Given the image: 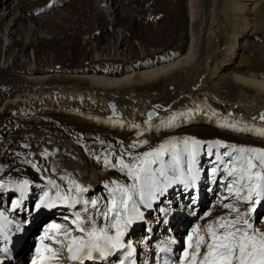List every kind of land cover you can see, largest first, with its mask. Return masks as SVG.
Listing matches in <instances>:
<instances>
[{
    "label": "bare ground",
    "instance_id": "obj_1",
    "mask_svg": "<svg viewBox=\"0 0 264 264\" xmlns=\"http://www.w3.org/2000/svg\"><path fill=\"white\" fill-rule=\"evenodd\" d=\"M15 2V7L21 6L19 0ZM44 4L47 7L54 4L73 7L76 20L73 22L68 17L67 22L70 25L69 28H63L65 34H70L71 25L83 27L89 20H93L99 30L112 28L120 20L116 15H113V10L109 11L106 8L97 10L93 0H45ZM110 5L112 8L116 6L115 3ZM207 5L206 0H199V3L197 0H187L185 7L188 14L186 17L182 10L173 13L177 26L173 52L184 48L181 54L169 61L121 75L41 73L40 71L43 70H39L35 56L31 51V63L25 70L27 73L21 76L25 86L22 97L25 99L39 97L37 102L42 101V104L36 105L39 110L57 111L72 116L78 121L94 124L107 130L120 131L130 136H151L165 128L197 122L205 126L198 127L197 131L204 135L216 136L213 139L214 142L221 141L219 139L223 137L232 140V142L238 141L240 143L237 145L238 147H247L245 143H254L264 147L256 140L250 139L252 137L264 141V136L257 131V129H264V120L260 119L261 114L264 113V0H210L209 22L205 21ZM3 15L0 12V26H2ZM187 18L188 27L186 26ZM20 20L19 18L18 21ZM16 23L17 21L12 26H10L11 23L4 25L7 35L14 38L12 41L11 38L10 41H7L8 50L12 49L19 40L15 37L17 29L13 28ZM116 34L123 40L122 34ZM257 34L263 44L256 46L258 48L254 51H245V48L251 47L247 38L257 36ZM104 37L102 36L101 39ZM41 38L40 41L36 40L37 46L47 47L51 44L47 37ZM20 41L22 47L29 43L27 36ZM200 43H203V47H200ZM110 60L113 61L114 58L107 61V57L102 58L97 54L93 64L94 66H98L99 63L109 64ZM115 60L116 62L129 63L128 59L122 57ZM50 81L66 83L50 84ZM220 84L225 86L226 91L220 89L221 86H218ZM209 88H213L214 91H210ZM225 96L233 99L228 101L227 98H224ZM111 101L115 103L117 111H120L121 115L110 116L108 104ZM221 103H227V106H222ZM149 108H154L157 112V115L152 119H148L146 116V111ZM139 113H141L140 118L138 117ZM218 130L226 133H221ZM231 134H240V136L245 134L250 137L242 139ZM17 142L22 146H31L30 151L32 154L34 153V160L31 162L40 168L39 172L45 176L46 182L47 178H51L66 190L68 182L60 180V176L71 174V178L88 188V191L83 193L85 199L99 200L101 197L98 198L96 195L103 196L104 198L100 199L101 211L104 210V205L110 204L109 189L115 187L113 181H118L113 177L115 172L120 171L118 167H109L104 173L99 172L96 166L88 168L84 158L76 153L74 145L68 139L60 136L51 137L27 131L23 138ZM215 148L221 147L215 146ZM45 150L54 154L47 157L42 156L41 153ZM207 154L208 152H199L196 162L203 157L206 158ZM20 157L23 158V154ZM182 166L183 168L187 166L186 157L182 159ZM166 170L170 171H167V176H169L172 171L177 169L173 170L172 166H168ZM102 181L106 183L108 189H101L97 194V189L101 187ZM118 182L129 184L123 180ZM50 188L52 190L50 197H54L56 189L51 186ZM167 188L157 192L156 199L151 202L154 208L150 214L148 209L139 205L140 212H147L146 215L149 214V217L135 220L131 226H128L123 237L124 242L131 243V240L140 242L141 239H137L136 235L139 234L143 226L147 230L140 238L149 236V234L150 237H156V232L159 229L165 232L167 226L173 228L174 223H163L157 211V207L161 205L165 214L169 217L174 216L167 204L177 208L174 200L176 196L173 193L179 192L170 191ZM37 190L40 189H34V192ZM14 191L21 195L19 189L14 188ZM226 196L227 193L224 197ZM32 197L33 193L31 194V192L30 195L24 196L21 203L15 206L17 210L13 211L14 207H12L9 211V217L22 219L31 211L37 212V208L33 205L28 206L31 204L30 201L32 202ZM134 199L139 203L138 196H134ZM227 200L229 203L232 202L231 199ZM263 203L262 201L257 206L261 207ZM82 209L83 205L80 204L75 207L56 204L54 207L41 208L39 211L43 213L42 220L53 219L54 224L60 225L62 216H68L72 220L74 213L82 211ZM241 210L243 211V209ZM208 212L211 215L201 218L198 221L199 225L203 226L216 216L225 215L227 210L222 207L221 203L216 202L210 206ZM154 213L160 221L152 217ZM11 219L2 220V223H5L2 224L4 229L10 225L8 220L11 221ZM145 222L148 224L145 225ZM105 223L107 221L103 217L97 218L98 226H103ZM50 226H48L50 232L57 230ZM73 227L74 229L70 228L72 234L79 235L75 225ZM258 227L264 230V223ZM112 231L114 233L115 230ZM150 241L152 240L150 239ZM133 245L137 248V256L141 254L148 256L147 253H142L136 244L133 243ZM149 245L151 244L148 243ZM149 249L151 250L150 246ZM41 255L35 258L37 264L40 263ZM115 256L116 252L106 260L85 261V264H108L109 260Z\"/></svg>",
    "mask_w": 264,
    "mask_h": 264
},
{
    "label": "rangeland",
    "instance_id": "obj_2",
    "mask_svg": "<svg viewBox=\"0 0 264 264\" xmlns=\"http://www.w3.org/2000/svg\"><path fill=\"white\" fill-rule=\"evenodd\" d=\"M15 1L0 0V12L4 14L2 26H0V167H3L4 170L0 172V180L6 183L10 181L19 182L25 179L30 181L24 194L26 196L30 195V192L33 193L32 202L30 201L31 204L28 206L33 205L36 208L40 196L45 191L51 196L52 190L47 185L45 176L41 175L40 172L37 173L36 168L32 167L34 163L25 162L34 160V153L32 154L30 151L31 146H22L17 141L22 139L27 131L68 139L74 145L76 153L87 162V167L96 166L97 170L102 173L109 169L104 164L105 156L111 160L112 164L117 163L118 157H122L126 163H132L133 157L148 152L172 138H177L178 144L184 137H194L203 141L199 152H208V154L206 158L201 159L199 164H205V169L210 164H219L215 153L218 152V154L223 155L225 152L231 151L223 146H220L219 149L215 146L209 149V142H214L213 139L216 136L199 133L197 128L205 127L201 123L181 124L162 129L151 136L135 137L120 131L107 130L94 124L81 122L72 116L57 111L39 110V107L36 106L42 104V101L37 102L39 97L30 99L22 97L25 86L21 76L27 73L25 70L31 63V51L35 56L39 70H43L40 71L41 73H98L110 76L163 63L178 56L184 48L173 52L177 27L174 14L177 10H182L186 17L188 14L185 7L187 0H93L97 10L100 11L102 8L109 11L113 10V15L120 19L119 23H116L112 28L99 30L93 20H89L83 27L71 25L70 34H65L63 28H69L68 17L73 22L76 20L72 6L54 4L47 7L44 4L45 0H19L21 6L15 7ZM206 2L209 7L207 5L205 21L209 22L210 0H206ZM111 3H115L116 6L112 8ZM19 18L20 21H18ZM16 21L17 23L13 28L17 29L15 37L19 40L12 49L8 50L7 41H10L12 36L7 35L4 25L11 23L10 26H12ZM186 26L188 27V18ZM116 33L122 34L123 40H121V36L118 38ZM25 36L28 37L29 43L22 47L20 40L24 39ZM102 36L108 37L101 39ZM41 37H47L51 44L47 47L37 46L36 40L40 41ZM13 39L11 38V41ZM247 39L251 47L245 48V51H254L258 48L256 46L263 44L259 34ZM200 47H203V43H200ZM97 54L102 58L107 57V61L122 57L128 59L129 63L110 60L109 64L99 63L98 66H94L93 63ZM54 83L65 84L66 82L50 81V84ZM218 86H221V90L226 91L223 84ZM209 90L214 91L213 88H209ZM224 98H227L228 101L233 99L228 96ZM221 105L227 106V103H221ZM138 117H141V113ZM218 131L226 133L225 131ZM228 134L230 135V133ZM231 135L242 139H249L250 137L245 134L242 136L240 134ZM250 139H254L264 146L263 140L252 137ZM219 140L223 145H240L238 141L232 142V140L223 137H220ZM143 141H147V143H142ZM134 143L137 146L131 147ZM245 145L251 148L264 149V147L254 143H245ZM22 154L23 158L20 157ZM97 157L100 159L98 160ZM164 159L167 162L171 157L166 154ZM222 160L225 161L224 163L229 162V157L224 156ZM159 166L157 163L153 165V168H159ZM222 174L227 176L225 172ZM113 177L117 178L118 181L128 182V185L134 183L127 176L126 170L115 172ZM157 178L158 180L161 179L159 173H157ZM102 182L101 187L97 189V194L101 189H108L106 183ZM14 188L18 189L15 186L0 189V212L4 213L6 219H11L9 211L14 207V201L21 198V195L14 191ZM37 188L40 190L34 192V189ZM96 196L104 198L100 194ZM262 206H257L259 209L255 214L251 213L257 221L264 220V203ZM241 209L245 210V206H242ZM12 210H17V207ZM146 213L143 211V217L148 218ZM65 217L60 218L62 220L60 224L62 232L70 228L74 229L70 222L71 219L68 216L67 219ZM16 221L18 219L8 220L9 224ZM2 224L5 223L0 220V225ZM260 224L262 223H258L257 226ZM141 231L136 235L137 239H141L140 236L143 234ZM134 242L137 241L131 240V243Z\"/></svg>",
    "mask_w": 264,
    "mask_h": 264
},
{
    "label": "snow or ice",
    "instance_id": "obj_3",
    "mask_svg": "<svg viewBox=\"0 0 264 264\" xmlns=\"http://www.w3.org/2000/svg\"><path fill=\"white\" fill-rule=\"evenodd\" d=\"M151 118V114L149 116ZM264 120V113L260 116ZM234 127V125H233ZM260 135L264 136V129H257ZM142 143H147L143 141ZM203 141L194 137H184L179 144L177 138H172L161 143L156 148L133 157L132 163H126L122 157L117 158V163L112 164L111 160L105 156L106 167H118L120 171H125L127 176L134 181L133 184L125 185L118 181L112 183L115 187L109 189L110 204L104 205V210H100L101 201L98 199H85L83 193L88 188L71 178V174L60 176V180L67 181V189H63L60 184L51 178H47V185L56 189L54 197H50L45 191L36 204L37 210L41 208H51L56 204L75 207L77 204L83 205L82 211L74 213L71 224L75 225L79 235H73L72 231L66 230L62 233L63 239L48 237L47 231L42 238L43 250L47 254H42L40 264H51L57 260L60 254L66 249L67 259L70 264H85V261L106 260L119 250H125V259L119 260V264H126V260L133 256L135 249L130 244L125 245L123 237L129 225L134 220L142 219L143 213L139 211V205L144 204L151 207V200L156 199L158 191H163L167 184L161 186L157 178L168 180L166 168L172 166L173 170L179 169L178 177L170 178L172 182L179 179L186 186L194 184L198 178L196 169V157L200 151ZM182 145V147L180 146ZM134 143L131 147H136ZM214 146H223L231 151L223 155L229 157V162L224 163L222 157L217 154V160L224 163V172L227 178H231L226 184L227 196L221 200L222 207L227 210L225 215L216 216L203 226L197 224L189 233L188 244L183 249L182 254L177 258L175 264H264V230L257 226L264 223V220H255L251 213L255 211L256 205L264 201V149L251 148L236 145H223L220 141L209 142V149ZM27 147V145H25ZM47 150L41 153L42 156L53 155ZM171 159L165 161V155ZM211 155V152H209ZM187 160V174L182 166V159ZM99 160L100 157H97ZM32 163L31 161H25ZM159 163V168L153 165ZM39 172L40 168L32 164ZM4 169L0 167V172ZM55 171V169H53ZM218 168H212L215 175ZM30 181L27 179L6 183L0 180V189L9 186L18 187L21 199L14 201V207L18 206L26 193ZM139 197V203L134 199ZM231 199V203H224L223 200ZM241 205L245 210H241ZM94 210V214H93ZM205 216L211 215L206 212ZM103 217L107 223L103 226L97 225V218ZM203 219V217H201ZM67 219V217L65 218ZM0 220H6L3 212H0ZM50 228L60 230L59 224H53ZM115 230L114 233L112 230ZM0 234L4 239L8 237L4 233V226L0 225ZM61 235V233H57ZM195 237V239H194ZM44 239H52L60 245L59 249L44 245ZM170 251L171 249H162ZM5 253L8 249H2ZM42 249H37L41 253ZM33 264H36L34 261ZM134 264V262H133ZM165 264H169L165 261Z\"/></svg>",
    "mask_w": 264,
    "mask_h": 264
},
{
    "label": "water",
    "instance_id": "obj_4",
    "mask_svg": "<svg viewBox=\"0 0 264 264\" xmlns=\"http://www.w3.org/2000/svg\"><path fill=\"white\" fill-rule=\"evenodd\" d=\"M108 107L110 109V116H119V115H121V112L117 111L116 105H115V103L113 101L109 102ZM150 114H151V118H149ZM156 115H157V112H156V110L154 108L147 109L146 116H147L148 119H152Z\"/></svg>",
    "mask_w": 264,
    "mask_h": 264
}]
</instances>
